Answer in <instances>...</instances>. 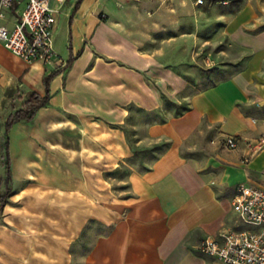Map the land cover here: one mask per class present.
Returning a JSON list of instances; mask_svg holds the SVG:
<instances>
[{
    "label": "crops",
    "instance_id": "1",
    "mask_svg": "<svg viewBox=\"0 0 264 264\" xmlns=\"http://www.w3.org/2000/svg\"><path fill=\"white\" fill-rule=\"evenodd\" d=\"M24 6L0 25L14 28ZM55 50L70 67L28 63L0 44V193L7 119L59 72L48 105L6 136L0 264H222L198 245L236 228L240 185L264 190V0H69ZM165 100L186 110L137 126L134 142L110 125L132 109L160 114ZM129 160L126 188L98 184ZM96 226L104 233L84 245Z\"/></svg>",
    "mask_w": 264,
    "mask_h": 264
},
{
    "label": "built area",
    "instance_id": "2",
    "mask_svg": "<svg viewBox=\"0 0 264 264\" xmlns=\"http://www.w3.org/2000/svg\"><path fill=\"white\" fill-rule=\"evenodd\" d=\"M69 0H0V19L5 10L25 3L14 28L0 25V44L15 57L41 62L49 68H65L55 50V32L61 7ZM205 0H197L198 5ZM224 146L235 149L238 141L226 137ZM236 228L227 229L215 238H206L198 252L222 264H264V190L240 185L232 202Z\"/></svg>",
    "mask_w": 264,
    "mask_h": 264
},
{
    "label": "rangeland",
    "instance_id": "3",
    "mask_svg": "<svg viewBox=\"0 0 264 264\" xmlns=\"http://www.w3.org/2000/svg\"><path fill=\"white\" fill-rule=\"evenodd\" d=\"M183 25L184 24H181L178 27V29H174V28H172V26H169L168 28H164L163 30H161L160 35L158 36V38L160 39V42L162 43L163 40H168L170 38H173L174 36H177V34H179L180 32L183 31V27H184ZM204 38H206V35ZM194 39L195 40L193 41V47L195 49L196 48L198 49L199 37H195ZM149 43H151V42H149ZM148 46L151 47L150 45H148ZM171 52L172 51H170V53L166 52L163 54V56L167 57L168 55H171V56L174 55V58H179V56H180L179 52H176V51H173L172 53ZM171 56H170V59H171ZM175 69L179 70L178 66H176ZM185 110H186L185 105L177 106L176 104H174L168 100H165L164 111L160 112V114H154L153 115V114H149L146 112L142 113V112L136 111V109H132L131 114H129L124 119H123V117H120V116H112V118L108 117V116L107 117L111 118V120H113L112 124H110V125H112L113 127H118L120 129L122 128L121 130L123 131L124 137L129 142H134L137 139L136 135L138 134V131L136 129L137 126H140V127L144 126L145 127L146 125H148L149 123H152V122H163L166 120L165 115L171 113L175 116H178V115H181ZM97 122L109 123L107 120H105V118H102V117H97ZM141 134L144 135L145 132H143V133L141 132ZM2 138H3L2 141L4 143V148H6L7 137L5 135ZM163 148H165V147H163ZM153 150L150 148H147V149L142 151L141 154L144 158V161L146 162L144 164V168L148 167L147 160L149 161V159L153 158V155H154ZM160 150H162V146H161ZM132 166H133V164H131L130 160H129L128 167H125V168L123 167L121 170L117 169L116 171H113V172H106L103 175V177H104L103 180L108 182L109 186L106 185V183L104 181H99L98 184H100L101 186L110 187L113 190H117V191H119L123 188H126L127 187V184L125 183L126 176L130 174V172H131L130 167H132ZM109 178H113L116 180L109 179ZM9 194H10V192H9ZM9 194H7V192H5L4 194L0 193V218H1V209H2L1 208V199L3 197H5L6 202H7L8 198H9ZM103 233H104V230L101 227L96 226L95 231L90 235V237L85 239L84 245L87 246L94 238H97L100 234H103ZM84 252H85V249L81 246V248L79 250V255L81 256ZM80 258H82V256ZM75 264H82V262L80 260L78 262H75Z\"/></svg>",
    "mask_w": 264,
    "mask_h": 264
},
{
    "label": "trees",
    "instance_id": "4",
    "mask_svg": "<svg viewBox=\"0 0 264 264\" xmlns=\"http://www.w3.org/2000/svg\"><path fill=\"white\" fill-rule=\"evenodd\" d=\"M73 63V58H71L68 63L67 67H70ZM59 74V72H53L50 76H48L45 79V86L47 89V93L44 97H41L40 95L36 93H32L29 96V99L27 102L24 103L23 108L20 110H16L13 114L9 116L6 122V136L10 132L12 126L15 123L18 122H30L34 119L37 112L43 108L46 107L50 100V81L54 76ZM9 142L7 140L6 142V148H5V167H6V179L5 183L7 185V194H9L10 189L8 188L9 183L11 182V160L9 155V149H8ZM6 203V198L3 197L1 199V207L4 206Z\"/></svg>",
    "mask_w": 264,
    "mask_h": 264
}]
</instances>
